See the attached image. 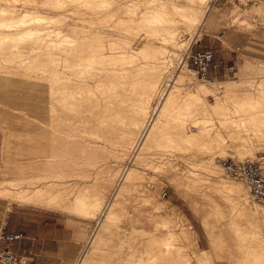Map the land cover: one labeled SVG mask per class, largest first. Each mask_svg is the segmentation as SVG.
<instances>
[{
    "label": "bare ground",
    "instance_id": "1",
    "mask_svg": "<svg viewBox=\"0 0 264 264\" xmlns=\"http://www.w3.org/2000/svg\"><path fill=\"white\" fill-rule=\"evenodd\" d=\"M24 1L19 13L0 7V95L13 102L33 99L26 104L36 108V173L3 178L0 172V225L11 202L82 218L99 214L87 240L92 250L84 247L75 262L96 264L92 252L113 231L119 197L142 187L141 169L158 156L170 164L176 183L183 175L211 182L235 218L228 229L223 224L217 235L208 233L210 248L190 255L180 241L189 232L177 233L169 218L151 216L154 229L166 230L150 236L147 259L139 255L137 264H162L163 258L169 264H192L191 258L195 264L227 258L229 264H264V205L250 203L245 185L226 179L216 160L252 158L264 150V76L210 85L195 81L184 58L178 71L171 70L177 51L209 27L211 0ZM181 30L191 38H180ZM127 157L132 164L122 172L102 163ZM92 175L96 187L80 185L79 176ZM107 186L108 195L102 193ZM123 261L116 264H130Z\"/></svg>",
    "mask_w": 264,
    "mask_h": 264
},
{
    "label": "rangeland",
    "instance_id": "2",
    "mask_svg": "<svg viewBox=\"0 0 264 264\" xmlns=\"http://www.w3.org/2000/svg\"><path fill=\"white\" fill-rule=\"evenodd\" d=\"M23 1L24 0H0V7L6 9V11L10 9L15 10L14 13L16 11V13H19L21 9L27 7V4L25 3V1ZM168 1L171 2L172 0ZM175 1L177 0H173L172 2ZM211 1L210 5L212 4L211 7H213L211 13L209 12L210 14H208L210 16L209 27H203L200 34L201 36H194L195 39L193 38V43L192 41V44L190 43L191 45L187 44L186 46H184V48L182 47L181 50L177 51L179 57H173L174 68H171L172 73L179 70L178 67L182 65L180 61H182L183 58L184 61H186V54L190 49L192 52L202 49H209L214 53L215 66L210 70L209 75L206 78L195 76L196 74L193 72L192 76H195H193L195 81H203L211 85L212 82L216 81L231 82V80H236L240 82L241 80L250 79L259 82L263 80L264 0ZM7 6L9 7V9L7 8ZM42 13H45V11ZM135 30H139L138 32L141 33L144 32V30L140 27L138 28V26ZM186 32L187 31L185 30H181L179 33L180 38H191V35ZM188 45H190V47H188ZM187 66L191 68L189 64ZM208 99L210 102H212L213 100L212 97H208ZM32 100L33 99L28 98L26 102H13L8 101L6 98H3V96L0 95V106L2 104L4 105L1 106L2 108H0V172H2L1 176L3 178L12 176L13 178L14 176L27 177L30 176L31 173H36V136H34L36 134V108H33L35 106L31 107L26 104L31 103ZM6 104H9L12 106V108H15V110H11L13 113L15 112V114H11V111L6 112L7 109L4 110ZM21 117L22 119L23 117H26L27 120L25 118L24 120H26L27 122L29 120L28 125H24L27 122L24 123ZM30 121H32V123L34 121L35 125L34 123L31 124ZM2 123H4V125ZM19 131L21 132V134H19ZM11 134L13 136H10ZM10 139L12 141L14 140V145H12L13 142ZM10 142L12 144H8ZM3 145H5L4 147H10V154L7 148H5V150L4 147H2ZM10 145L13 147H11ZM5 153L8 154L7 157ZM260 157L264 159L263 149L256 150L252 158L247 159L255 160ZM153 158L154 159H152V166H150L149 168L144 167L145 170L141 169L144 175V178L142 180V187L139 190L135 191H125L119 197L120 205H118V207L119 211L121 210V212H119V217L116 220L115 225L117 227L114 225L113 231L110 230V232L107 231L108 234H104L103 242L96 244L97 249L92 252L93 256L91 255L94 261H96V264H116L121 262L122 259L124 260L123 262L129 261L130 264H137L136 258L140 257L141 255L142 257L146 258V251H148V249L150 250V247L153 246L151 235L155 234L156 236H158L160 232L166 230L164 229L166 227L154 229L155 227L152 225L154 224V218H156V220H161V218H169L172 221L171 223L174 224V229L177 233L184 229L189 232L190 238L180 241L182 242V244H184L190 255H192L194 251L199 252V248H210V242H208L209 237H207L208 233L213 232L215 235H217L220 227L223 224H225L224 226H226L228 220H231L232 217L235 218V215L230 210V203L227 202L223 194H221V192L219 193V191L217 190L211 189L210 186H208L212 184L211 182L207 180H197L198 182L193 183L189 181V179H187L185 175H183L181 180L176 183V181L171 178L172 173L170 171V164L168 162H162L163 160H165L164 158H160L158 156L156 158ZM226 158L235 157L226 155L216 160L220 162L222 159ZM102 163L105 165L110 164L109 167L114 172L120 169L122 172L124 169H126L125 167L128 166V163L129 165L132 164L131 157H127L121 163H113V161H110V159H105V161L103 160ZM179 163L180 167H187L184 161H180ZM143 171L146 173H144ZM222 175L226 179H230V177H227L225 174H223V171ZM79 177L80 179L78 178V181L79 183H81V186L87 185L90 187V189L96 187L94 182L96 178L94 179L93 175L90 178L81 176ZM185 182H187L186 185ZM109 192L110 187L107 186L102 193L108 195ZM248 200L250 203H254L249 199V196ZM9 206V210L5 212V215H7L15 207H33L36 208V210L57 214L61 218V223L63 225H66L67 227L71 226L73 231L76 232L74 233V239H76L78 242V249L74 252V258L71 264H76L75 262L86 247L91 252L93 245L89 246L88 248V241L90 235L92 234L91 232H93L97 222V219L95 217H99V214H97L98 216H94V218H82L75 213L64 212L61 210L38 208L36 206L21 203L11 202L9 203ZM156 206H158L159 208H155ZM163 211L165 212L163 213ZM151 216L154 220L150 218ZM236 220L244 222V220L240 217H237ZM80 222H82L83 224ZM80 225H83V227H87V231L83 232V234L78 233ZM224 229H228L227 226ZM109 234H111L112 236H109ZM119 235L121 236L119 237ZM104 243L105 245H103ZM102 246L104 247L101 248ZM2 247L3 245H1L0 243V248ZM132 251H134L135 255ZM131 252L133 256L136 257H131ZM127 254L128 256H126ZM130 260L132 263L130 262ZM190 260L192 264H195L194 258H191ZM216 260L217 259H214L215 264H229V262L231 261L229 258L221 261L217 260V262ZM161 261L162 264H169L167 259L163 258ZM19 264L27 263L21 258ZM230 264L233 263L231 262Z\"/></svg>",
    "mask_w": 264,
    "mask_h": 264
},
{
    "label": "crops",
    "instance_id": "3",
    "mask_svg": "<svg viewBox=\"0 0 264 264\" xmlns=\"http://www.w3.org/2000/svg\"><path fill=\"white\" fill-rule=\"evenodd\" d=\"M61 222V218L51 212L15 207L0 225V233L17 236L8 247L27 264H71L78 249L74 239L76 232ZM85 231L87 227L80 225L78 233ZM0 243L6 244L2 240Z\"/></svg>",
    "mask_w": 264,
    "mask_h": 264
},
{
    "label": "built area",
    "instance_id": "4",
    "mask_svg": "<svg viewBox=\"0 0 264 264\" xmlns=\"http://www.w3.org/2000/svg\"><path fill=\"white\" fill-rule=\"evenodd\" d=\"M186 62L193 69L196 76L206 78L210 70L215 66L214 53L209 49H202L186 54ZM223 174L240 180L246 187L249 199L257 204H264V159H237L226 158L219 162ZM15 235L0 233V239L6 244L0 248V264H19L20 257L14 254L8 247Z\"/></svg>",
    "mask_w": 264,
    "mask_h": 264
}]
</instances>
